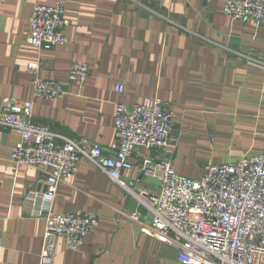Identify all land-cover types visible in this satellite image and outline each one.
I'll list each match as a JSON object with an SVG mask.
<instances>
[{"label": "crops", "instance_id": "crops-1", "mask_svg": "<svg viewBox=\"0 0 264 264\" xmlns=\"http://www.w3.org/2000/svg\"><path fill=\"white\" fill-rule=\"evenodd\" d=\"M57 1L0 0V109L8 98L32 100L36 123L114 154L117 104L161 99L176 116L177 146L136 153L138 165L122 180L138 179L141 188L145 157L170 159L180 175L200 180L209 162L264 153V28L231 20L222 0H67V44L40 50L28 42L32 11ZM37 62L40 78L63 85V98H34L28 66ZM75 63L90 67L83 86L69 79ZM18 142L17 133L0 132V264H39L46 230L39 214L49 209L99 218L80 250L58 242L55 264H180L177 249L131 220L138 203L88 162L46 202L50 170L15 164Z\"/></svg>", "mask_w": 264, "mask_h": 264}, {"label": "built area", "instance_id": "built-area-1", "mask_svg": "<svg viewBox=\"0 0 264 264\" xmlns=\"http://www.w3.org/2000/svg\"><path fill=\"white\" fill-rule=\"evenodd\" d=\"M223 14L233 21H252L264 28V0H222ZM67 0L53 6L36 5L30 19L28 42L43 50L67 44ZM42 63L28 66L33 74L35 99L55 101L66 95L63 85L40 78ZM86 63L70 69L72 83L83 86L89 77ZM122 94L126 88L117 86ZM175 114L159 98H148L128 106L119 103L115 110L118 150L105 154L100 145L75 139L34 120V101L4 100L0 109V132L13 131L19 142L12 161L21 166L50 170L43 199L52 204L60 182L76 174L84 162L97 167L119 182L127 195L138 203L130 214L141 232L179 252L180 264H264V153L241 162L215 165L209 162L200 180L180 175L170 159L143 158L140 180H122L124 172L138 165V151H167L173 142ZM149 180L156 181L153 185ZM143 211V212H142ZM46 220L39 264H55L58 242L78 251L85 238L99 224L95 214L73 212L54 214L52 209L39 214Z\"/></svg>", "mask_w": 264, "mask_h": 264}, {"label": "rangeland", "instance_id": "rangeland-1", "mask_svg": "<svg viewBox=\"0 0 264 264\" xmlns=\"http://www.w3.org/2000/svg\"><path fill=\"white\" fill-rule=\"evenodd\" d=\"M205 163H207V162H205ZM149 182H150L151 184H153V185H157V184H158L156 181H152V180H149Z\"/></svg>", "mask_w": 264, "mask_h": 264}]
</instances>
